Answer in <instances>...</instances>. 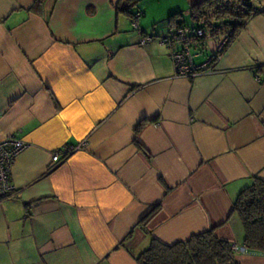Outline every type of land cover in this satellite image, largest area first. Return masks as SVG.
Segmentation results:
<instances>
[{"label":"crops","instance_id":"0c3cea01","mask_svg":"<svg viewBox=\"0 0 264 264\" xmlns=\"http://www.w3.org/2000/svg\"><path fill=\"white\" fill-rule=\"evenodd\" d=\"M126 1L0 0V138L27 144L0 197V264H137L151 238L210 229L244 245L232 205L264 179V0L214 71L190 77L158 36L203 0H132V15Z\"/></svg>","mask_w":264,"mask_h":264},{"label":"trees","instance_id":"16d2710c","mask_svg":"<svg viewBox=\"0 0 264 264\" xmlns=\"http://www.w3.org/2000/svg\"><path fill=\"white\" fill-rule=\"evenodd\" d=\"M131 1L127 0L118 9L132 15L130 8L135 3ZM190 11V17L198 27L205 29L208 25L212 38L223 35L225 32H222V29L231 31L223 50L245 23L257 13L251 0H203L191 6ZM174 16H171V22ZM213 20L219 21V24H214ZM182 24L184 22L180 20L174 28ZM153 212L151 211L143 221ZM232 213L242 225L243 244L249 250L264 253V179L254 177L252 183L239 192L233 202ZM134 258L137 264H239L235 260L230 243L218 239L213 229L172 244L151 238L149 246L134 255Z\"/></svg>","mask_w":264,"mask_h":264},{"label":"built area","instance_id":"2783aa9c","mask_svg":"<svg viewBox=\"0 0 264 264\" xmlns=\"http://www.w3.org/2000/svg\"><path fill=\"white\" fill-rule=\"evenodd\" d=\"M139 13H135L130 18V22L136 31L141 35V43L151 40L152 36L143 34L137 27L136 18ZM205 29L202 27H190L182 24L173 28L166 34L158 36V41L165 44L171 53L174 72L176 76L190 77L201 73H211L214 71L216 62L227 42V38L231 35V31H227L217 41L214 48L209 52L204 61L195 63L194 58L197 55L192 51L200 39L205 35ZM27 147V144L13 135L0 138V197L9 196L13 193L14 187L9 180V172L15 157ZM75 148L66 147L63 153L54 152L51 155L53 161H60L71 153ZM231 250L236 252H246L248 249L245 245L230 244Z\"/></svg>","mask_w":264,"mask_h":264},{"label":"rangeland","instance_id":"374dc122","mask_svg":"<svg viewBox=\"0 0 264 264\" xmlns=\"http://www.w3.org/2000/svg\"><path fill=\"white\" fill-rule=\"evenodd\" d=\"M251 4L254 6V7H257V6H259L260 7V3H259V0H251ZM184 21H185V23L188 25V26H190V27H193V26H196L195 24H197V23H195L192 19H191V17H190V14H188V15H185L184 16ZM214 24H219V21H215V20H213L212 21ZM205 30H206V35H205V37L202 39L203 41L205 40L206 41V47L205 48H207L208 49V46L211 44V41H213V38L211 37V35L209 34L210 32H209V30H210V28L208 27V25L207 26H205ZM222 32H227L226 31V28L225 29H222L221 30ZM212 38V39H211ZM215 38V37H214ZM199 60V59H198Z\"/></svg>","mask_w":264,"mask_h":264}]
</instances>
